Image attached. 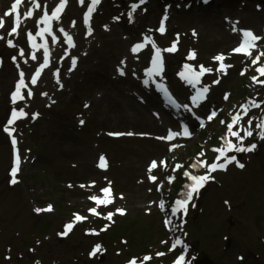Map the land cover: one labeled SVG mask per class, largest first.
I'll use <instances>...</instances> for the list:
<instances>
[{
    "label": "rangeland",
    "instance_id": "374dc122",
    "mask_svg": "<svg viewBox=\"0 0 264 264\" xmlns=\"http://www.w3.org/2000/svg\"><path fill=\"white\" fill-rule=\"evenodd\" d=\"M13 2L0 0L4 21L0 28V264H130L133 259L141 264L146 255L151 260L144 264H172L179 253L186 255L189 264L203 256L217 264H264V140L256 128L264 119V103L247 115L241 109L251 99L264 101V84L252 80L258 77L256 69L264 56L252 66L244 54L232 51L241 43L239 30L250 29L264 37V0H147L131 18V5L138 0H101L89 23L85 13L91 0L83 4L67 0L60 19L51 22L52 33L43 37L37 33L45 25L38 20L45 6L51 14L60 0H39L40 8L27 19L23 13L32 6L31 0L22 3L23 24L18 33L9 35L15 16L6 17V13ZM165 14L166 32L161 34L157 29ZM29 32L36 36L37 45L47 43L49 53L48 65L35 85L31 77L44 63L45 48L33 49ZM177 34V50L162 51V70L149 78L153 44L147 43L137 53L132 52L133 46L145 43L144 37L149 36L155 46L166 49ZM8 40L15 47H9ZM193 51L195 58L189 59ZM261 51L264 45L254 50L251 59ZM219 54L225 55V64L232 65L226 74L216 71L220 62L214 57ZM73 57L77 59L74 68ZM185 65L197 71L200 65L213 69L196 85L209 87L207 101L198 106L191 101L196 87L180 76ZM20 71L28 87L22 89L25 99L13 103ZM157 84L164 85L181 107L167 105L166 94ZM14 109H23L28 116L9 125ZM213 110L218 116L209 121ZM237 112L243 119L233 130L248 127L251 119L253 136L244 145L255 143L256 149L227 152L244 169L232 165L213 172L214 179L194 195L187 212L174 217L172 225L178 227L167 230L162 217L168 211L163 209L182 198L188 183L183 173H205V168L194 169L192 163L201 152L200 159L209 164L215 160L218 153L213 149L225 145L221 137L227 127L221 121L231 122ZM33 113L39 116L33 119ZM185 127L190 136L158 139L169 130L183 132ZM172 145L179 147L170 150ZM17 151L21 164L18 183L12 184ZM101 156L106 167L99 166ZM152 161L158 165L151 172L156 182L149 179ZM174 164L183 167L175 169ZM169 176L175 177L170 183ZM109 183L111 203L98 205L90 199H104L101 190ZM49 205L51 211H35ZM93 208L96 215L88 212ZM110 212L114 214L111 221L105 219ZM77 213L86 219L76 222L66 236L59 235ZM106 225L107 230H102ZM176 238L183 243L171 251ZM97 244L102 251L91 256Z\"/></svg>",
    "mask_w": 264,
    "mask_h": 264
},
{
    "label": "snow or ice",
    "instance_id": "6c2138e0",
    "mask_svg": "<svg viewBox=\"0 0 264 264\" xmlns=\"http://www.w3.org/2000/svg\"><path fill=\"white\" fill-rule=\"evenodd\" d=\"M84 0H80V3L83 4ZM101 2V0H91L90 4L87 7V11L85 13V23H89V21L91 20V15L92 13L95 11L96 6ZM147 0H138V2L133 3L131 5V11L128 13L129 17L131 18L132 15L135 13L136 9L139 8L141 5H143L144 3H146ZM205 2H207V0H205ZM22 0H14V2L11 4V10L9 12L6 13V15H13V12L15 13V20H14V26L11 28L9 35L18 33V29L19 26L21 24V14L19 12L18 6L21 5ZM31 7L28 8L26 11H24L23 13V17L25 19L27 18H32L34 16V9H39L40 8V3L39 0H31ZM67 5V0H60L59 4L54 8V10L51 12V14L48 13L47 11V6H45L43 15L40 17V19L38 20V24H44L45 27L40 28L39 32L37 33V35L43 37L45 35V33H52V24L51 22L53 20H59L60 19V15L63 12L64 8ZM118 19V17H117ZM167 20V14L164 15V17L162 18L161 22H160V26L157 29V31H159L161 34H164L166 32V25L165 22ZM74 23V22H73ZM4 26V21L2 18H0V27ZM236 29H234L235 31ZM61 32H64V29L61 28L60 29ZM241 32L242 35V40L241 43L235 47L232 51L234 53H238V54H244L245 56H251L252 55V51L254 49L258 48V42L264 40V37H260L258 35H256L255 33H253L250 29H244V30H239ZM88 34H91V27L89 26V30H88ZM67 42L74 46L73 42H72V38L70 35H68V33H64ZM193 35H196L195 32H193ZM28 37L29 39L32 41V47L33 49H36L37 47H44L45 48V53H44V63L40 65V70H37L36 73L34 75H32L31 77V84L35 85L37 83L38 77L40 76V71L46 67L48 65V58H49V53L47 50V43L45 42V44L43 45H37L35 43L36 40V36H34L31 32L28 33ZM0 39H3V37H0ZM53 39H55V36H53ZM144 41L145 43H139L136 44L135 46H133L132 48V52L133 53H137L138 51H140L143 47L146 46L147 43H152L153 47H154V55L152 56V67L147 69V76L149 78H154L156 75H158L161 70H162V58H161V53L162 51H167V52H174L177 50V45L179 43V34H177L176 39L172 42L171 46L166 48V49H161L157 46H155V42L151 40V37L149 36H145L144 37ZM7 44L9 47H15V44L13 43L12 40H8ZM20 55L23 56L24 55V50L20 49ZM195 52H191L189 55V59H194L195 58ZM264 56V51L259 52L256 57L252 60V63L254 65L258 64L260 61V57ZM14 61L16 60V57L12 58ZM32 59L35 60L36 56L33 53L32 55ZM226 59L224 54H219L217 56L214 57V60L219 61V67L216 69V71L218 72H223V73H227L228 68L232 67V65H228L224 63V60ZM27 62V61H25ZM77 63V59L75 57L72 58V67L74 68L75 65ZM17 67H19V65H17ZM185 71L180 73V76L190 85H192L194 88L196 87V85H198L200 83V78L202 75H204L207 72H211L213 71V69L211 68H206L203 65L199 66V71H197L193 66L191 65H185ZM120 74L123 75V69H119ZM246 71V69H245ZM256 71L264 76V65H260L259 67H257ZM58 70L56 72V75L58 76ZM243 74V72L241 73ZM19 81L16 83L15 85V91L12 93V101L13 103L17 102L18 100H24L25 96L22 93V89L27 88L28 85L25 83L24 80V72L20 71L19 72ZM252 80L256 83H260V84H264V80H260L259 77H252ZM145 84L149 83V80L146 79L144 81ZM213 83H219V80H215L213 81ZM158 87H160L161 89H163L164 93L166 95L170 94L167 91V88L162 85V84H157ZM62 87V85H61ZM209 91V87L208 86H203V87H199L196 89V93L195 95H193L191 97V101L193 105H197L199 104V102L203 99L206 98V94ZM28 95L31 96L33 95L31 89L28 90ZM42 95H47V93H42ZM171 98V97H170ZM225 99H228V96L225 95ZM173 104H175V100L171 101ZM261 103H264V101H261L260 103H257V101L255 99H251L248 101V103L241 105V109L243 111L244 115L248 114L249 108L251 107H256L259 108L261 106ZM87 107V105H85ZM177 107H181V105L177 104ZM182 107L184 108H188V105H183ZM217 112L215 110H213L211 112V114L207 117V119L209 121H211L214 117H216ZM28 116V113H26L23 109H20L19 111L17 110H13L12 111V119H10L8 121L9 125H12L14 123V121H16L17 119L23 118ZM39 116V113H33L32 114V118L35 119ZM243 119L242 115L240 112H237L235 115H233L231 117V122H225V121H221V123H226V127H227V132L224 136L221 137L222 140L225 141V145L223 147H219V148H214L213 151L217 152L218 155L216 156L215 160L209 164L206 160H202L199 157H202L204 155L203 152H201L199 154V156L197 157L196 161L194 163H192L191 167L192 168H205L206 171L203 175H193L191 172L185 171L183 173L184 176L189 177L190 179V183L185 185V190L182 193V198L175 200L174 204L171 207V213L173 216H177L178 214L181 213H186L188 210V205L189 203L193 200L194 195H198L199 191L201 188H203L205 186V184L211 180L214 179V177L212 176V173L217 171V170H226L227 166L233 162L236 163V165L240 168H243L244 165L242 163L239 162V160H237L235 155L232 156H228L227 152L229 151H235V152H251L254 151L257 147V145L255 143L251 144V145H244V140L247 137H251L253 136V130L251 128V125L253 123V121L251 119L248 120V127H243L241 126V128L237 129V130H233L234 127L236 125H238L240 123V121ZM81 124L84 123L83 120L80 121ZM203 126V124L201 125ZM256 128L259 129V132L257 133V135L259 136L260 139L264 140V119L260 120L259 123L256 124ZM5 131H9V129H5ZM11 131H14V129H11ZM241 131H243L244 135H241ZM109 135H124V133H109ZM127 135H133V133L129 132L127 133ZM190 136L191 134L188 132L187 128L185 127L183 132H174L169 130L168 135L165 137H158V139H162V140H168L171 141L173 139H175L177 136ZM236 138L237 143H233L231 138ZM12 143L15 145L17 143L16 139L13 138ZM176 147H179V145H172L170 150L175 149ZM101 160V164L99 165L100 167H106V164L104 163V157L101 156L100 157ZM221 160L223 162H221ZM161 163L167 167V163L165 161H161ZM20 164H21V159H20V155L19 152L17 151L16 156H15V160H14V164L13 167L11 168V180L10 183L12 184H16L18 183L17 180V174L20 170ZM157 162L156 161H152L150 166H149V179L152 180L153 182H156L157 177L151 175V172L153 169L157 168ZM176 168H182L183 165L177 164L175 166ZM169 183L172 182V180L175 179V177L173 176H169L167 177ZM81 187H84L83 185H81ZM110 189H111V185L109 183V186L102 189L101 191L105 194V198L101 199L100 197L97 196H91L90 199L93 201H96L97 204H108L111 203L112 200L110 198ZM159 190V188H158ZM227 203V202H226ZM159 206L163 209L165 207L164 202L160 201ZM52 210V206L49 205L46 209H40L37 208L35 209L36 212H42V211H51ZM118 213L120 214H125V210L124 209H117L116 210ZM90 213L93 214H97L96 213V209H89ZM114 214L113 213H108L107 216L105 217V219L110 220L112 219V216ZM86 217L81 216L80 214H74V220L70 223H67L64 226V231L59 233V235L61 236H66L68 234L69 231L72 230V228L74 227L76 222H80L85 220ZM165 224L166 226H172L173 228L178 227L175 225H172V220L166 219L165 220ZM183 221H181V225L182 226ZM102 230H107V225L105 226L104 229ZM92 234H96L98 235L99 233H96L95 230H92ZM183 243V241L180 238H176L172 244V249H175L178 245H181ZM102 251V246L97 244L95 245L93 251L90 253L91 256H95L97 254V252ZM157 255H164V253H157ZM151 260L150 256H144L143 257V261L141 262V264H144V262H147ZM37 264H39V262H37ZM130 264H137L136 260L133 259L132 261H130ZM174 264H189V262L186 261V255L182 254L181 256L178 257V259L174 262Z\"/></svg>",
    "mask_w": 264,
    "mask_h": 264
},
{
    "label": "water",
    "instance_id": "95a60500",
    "mask_svg": "<svg viewBox=\"0 0 264 264\" xmlns=\"http://www.w3.org/2000/svg\"><path fill=\"white\" fill-rule=\"evenodd\" d=\"M197 264H216L214 263L210 258L208 257H204L202 259H200Z\"/></svg>",
    "mask_w": 264,
    "mask_h": 264
},
{
    "label": "bare ground",
    "instance_id": "6f19581e",
    "mask_svg": "<svg viewBox=\"0 0 264 264\" xmlns=\"http://www.w3.org/2000/svg\"><path fill=\"white\" fill-rule=\"evenodd\" d=\"M22 1H24V0H22ZM3 6V5H2ZM2 6H1V10H2ZM9 12V11H8ZM9 15H7L6 17H8ZM11 16H15V13L13 12V15H11ZM1 18V17H0ZM21 24H23V22H22V16H21ZM23 26V25H22ZM1 31L3 30V29H0ZM206 101V100H205Z\"/></svg>",
    "mask_w": 264,
    "mask_h": 264
}]
</instances>
